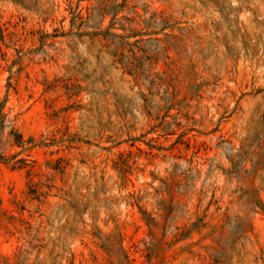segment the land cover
Segmentation results:
<instances>
[{
  "label": "rangeland",
  "instance_id": "obj_1",
  "mask_svg": "<svg viewBox=\"0 0 264 264\" xmlns=\"http://www.w3.org/2000/svg\"><path fill=\"white\" fill-rule=\"evenodd\" d=\"M0 264H264V0H0Z\"/></svg>",
  "mask_w": 264,
  "mask_h": 264
},
{
  "label": "trees",
  "instance_id": "obj_2",
  "mask_svg": "<svg viewBox=\"0 0 264 264\" xmlns=\"http://www.w3.org/2000/svg\"><path fill=\"white\" fill-rule=\"evenodd\" d=\"M29 173V172H28Z\"/></svg>",
  "mask_w": 264,
  "mask_h": 264
}]
</instances>
